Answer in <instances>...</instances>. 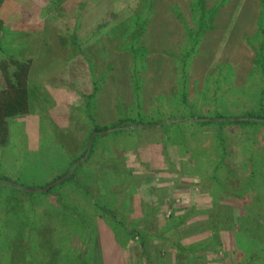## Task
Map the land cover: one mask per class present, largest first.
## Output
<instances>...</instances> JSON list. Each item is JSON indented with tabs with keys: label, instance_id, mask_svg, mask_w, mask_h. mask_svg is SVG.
Returning a JSON list of instances; mask_svg holds the SVG:
<instances>
[{
	"label": "rangeland",
	"instance_id": "374dc122",
	"mask_svg": "<svg viewBox=\"0 0 264 264\" xmlns=\"http://www.w3.org/2000/svg\"><path fill=\"white\" fill-rule=\"evenodd\" d=\"M53 1L0 0V264H264V0Z\"/></svg>",
	"mask_w": 264,
	"mask_h": 264
},
{
	"label": "trees",
	"instance_id": "16d2710c",
	"mask_svg": "<svg viewBox=\"0 0 264 264\" xmlns=\"http://www.w3.org/2000/svg\"><path fill=\"white\" fill-rule=\"evenodd\" d=\"M65 0H55L51 2V5L53 7L59 8L61 3H63ZM12 61V60H11ZM13 66L15 67V71L11 74L6 69H3V74L5 77V87L3 89H0V140L4 138V135L6 133L7 135V123L6 121L8 119H12L14 117L22 116L23 114H28L29 111V100L27 99V96L25 95L26 92V86L29 81L30 77V69H31V61H21L16 62L13 61ZM5 68V67H3ZM9 70V69H8ZM253 123H264V116L252 118L250 119ZM231 124H246L245 122H239L237 120L228 121V123ZM120 127V126H119ZM113 129H116V127H113ZM2 145L0 144V147ZM185 222V219L180 221L178 223V226L183 224ZM177 225V224H176ZM177 226V227H178ZM174 229L171 231H168L165 235L168 237L165 238L168 246L173 247L175 250H177V253L180 255H186L187 253L195 254L201 252L202 249H206L212 245L215 244V242L212 243V241H209L207 243L203 244H196L192 246H184L181 247L178 240H174L170 237L171 234L174 233ZM217 239V234L215 235ZM143 247V245H141ZM144 254V253H142ZM193 261V257L192 260ZM192 264V262H191Z\"/></svg>",
	"mask_w": 264,
	"mask_h": 264
},
{
	"label": "water",
	"instance_id": "95a60500",
	"mask_svg": "<svg viewBox=\"0 0 264 264\" xmlns=\"http://www.w3.org/2000/svg\"><path fill=\"white\" fill-rule=\"evenodd\" d=\"M51 188H52V186L49 187L47 190H45L44 193H47ZM30 192L33 193L32 191H30Z\"/></svg>",
	"mask_w": 264,
	"mask_h": 264
}]
</instances>
